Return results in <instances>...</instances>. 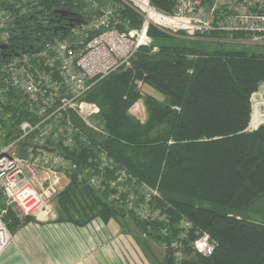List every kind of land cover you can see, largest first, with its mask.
<instances>
[{
	"label": "trees",
	"instance_id": "16d2710c",
	"mask_svg": "<svg viewBox=\"0 0 264 264\" xmlns=\"http://www.w3.org/2000/svg\"><path fill=\"white\" fill-rule=\"evenodd\" d=\"M106 2L119 0H28V11L14 9L8 52L30 54L49 44L53 54L54 46L65 41L75 48L77 38L87 41L94 32L84 29L89 32L73 36L68 23L44 20L55 19L62 9L88 23L96 14L84 7ZM154 4L171 12L174 0ZM114 16L119 30L126 23L141 24L127 6ZM149 35L152 42L138 50L129 67L96 81L82 96L99 106L94 121L105 131H94L76 116L72 124H59L62 133L50 140L66 159L55 221L79 226L99 217L115 220L121 230L128 226L126 217L135 214L137 230L160 243H176V252L184 254L180 263L170 255L168 264H264V126L246 130L250 95L264 81V54L174 42L179 35L154 25ZM4 60L0 50V63ZM57 72L55 79L62 81ZM144 86L162 96L145 93ZM139 100L147 108L145 120L130 112ZM103 160L108 165L100 170ZM121 173L125 178L118 181ZM91 176L101 189L89 183ZM112 182L121 184V191ZM133 195L131 209L127 204ZM0 203L5 205L1 196ZM5 220L15 233L35 218L21 220L9 207ZM204 233L214 245L210 255L192 245Z\"/></svg>",
	"mask_w": 264,
	"mask_h": 264
},
{
	"label": "built area",
	"instance_id": "2783aa9c",
	"mask_svg": "<svg viewBox=\"0 0 264 264\" xmlns=\"http://www.w3.org/2000/svg\"><path fill=\"white\" fill-rule=\"evenodd\" d=\"M27 1L0 0V50L5 58L0 63V196L5 203H0V254L15 239L5 220L9 207L21 220L32 216L38 222H47L58 217L52 199L64 187L66 176L61 166L66 159L49 144L50 140L56 141L62 133L59 124H72L76 116L101 132L94 124L99 106L82 96L96 81L129 64L141 47L152 42V24L190 38L212 37L223 42L230 40L226 37L231 35L247 43L264 42V0H174L171 12L158 8L154 0H119L117 5L106 2L84 7L96 15L91 22L82 19L70 26V31L73 36L89 32L84 29H91L94 34L87 41L77 38L75 48L65 41L54 46L53 54L50 45L45 44V49L16 55L8 52L13 12L28 11ZM126 6L141 17V24L129 27L126 23L125 29L119 30L120 20L114 12ZM210 34L213 35L209 37ZM158 49L154 46V51ZM56 71L62 81L55 79ZM141 104L140 100L134 102L130 111L140 112ZM17 145L20 150L15 149ZM107 165L103 160L100 170ZM124 178L121 173L118 181ZM89 183L101 189L92 176ZM111 185L118 191L122 189L121 184ZM145 208L147 205L142 206ZM145 210L140 211L144 217ZM192 245L203 255L214 251L205 233L194 238Z\"/></svg>",
	"mask_w": 264,
	"mask_h": 264
},
{
	"label": "rangeland",
	"instance_id": "374dc122",
	"mask_svg": "<svg viewBox=\"0 0 264 264\" xmlns=\"http://www.w3.org/2000/svg\"><path fill=\"white\" fill-rule=\"evenodd\" d=\"M154 25V24H152ZM156 26V25H154ZM157 28L169 32L174 36L179 35L177 37L172 38V41L179 42L184 40L185 42L192 45H203L208 49H213L215 47H223L225 49H241L249 52H256L264 54V42L261 43H247L246 41H241L240 39H233L234 37L231 35H227L226 39H230L227 41L219 42L215 39H204V38H190L182 33H174L171 30L161 28L156 26ZM151 37V36H150ZM131 63L127 64L125 67H129ZM145 93L154 94L157 96H162L158 92L151 90L149 88L142 89ZM141 112L130 111L133 115H136L137 118L142 120L146 119L147 116V108L143 101H141ZM137 113V114H136ZM96 128L100 131H96L99 133H103L105 131L103 124L99 121L94 122ZM261 126H264V81H262L258 88L252 92L250 95V117L248 120V124L246 130L248 129H259ZM255 127V128H254ZM102 137V136H101ZM16 150H20V146L15 147ZM19 153V152H17ZM57 195L52 199V205L56 210L55 202ZM135 195L129 198V202L127 206H131L134 204ZM146 212L149 214L151 211L148 208H145ZM57 211V210H56ZM146 215V213L144 214ZM132 216L138 218L135 214H130V216L126 217L127 227L119 230V224L115 220H111L105 222L101 218H97V220H93L88 222L85 225H77L70 223V226L67 224L62 225L61 222H56L55 220H49L48 223H52V225H57L60 227V230L65 228V230L72 229L75 234H88L89 236H79L82 241H88V245L86 243L76 244V248L80 246L85 247L86 251H84V256L80 254V250L78 249V254L82 257L81 260H86V264H105V260L108 259L109 263L107 264H159L161 261H164V264L169 263V256L173 254L177 263L182 261L184 258V254L181 251L176 252V243L166 244L165 242H158L153 238H150L146 235V233L141 232L136 229L135 221ZM144 218V217H140ZM24 220V219H23ZM57 223V224H54ZM39 222L35 220H31L25 223L20 229H18L15 234V239L11 243L13 247L17 249V247H21L20 239L22 235L34 229ZM27 227V228H26ZM64 230V231H65ZM74 234V235H75ZM17 246V247H16ZM171 249V253H167L166 250ZM21 256V255H20ZM177 256V257H176ZM84 257V258H83ZM181 257V260L179 258ZM168 258V260H167ZM23 264H33L31 260L25 261ZM81 264V263H80Z\"/></svg>",
	"mask_w": 264,
	"mask_h": 264
},
{
	"label": "crops",
	"instance_id": "0c3cea01",
	"mask_svg": "<svg viewBox=\"0 0 264 264\" xmlns=\"http://www.w3.org/2000/svg\"><path fill=\"white\" fill-rule=\"evenodd\" d=\"M61 224L70 226V223ZM38 225L22 235L21 247L16 246L18 250L10 244L0 254V264H23L24 260H31L33 264H86V260H81L82 257L77 251L79 249L83 256L84 251L87 252L86 246L89 242L82 241L79 237L89 236L87 233L75 234L69 227L60 230V225L57 227L48 222H39ZM79 243L87 245L76 248ZM105 261V264L109 263L108 259Z\"/></svg>",
	"mask_w": 264,
	"mask_h": 264
},
{
	"label": "water",
	"instance_id": "95a60500",
	"mask_svg": "<svg viewBox=\"0 0 264 264\" xmlns=\"http://www.w3.org/2000/svg\"><path fill=\"white\" fill-rule=\"evenodd\" d=\"M55 12L57 14L66 15V16H70L71 15L70 18H69V23H68L69 26H74V25H76V24L81 22L80 16H79V14L77 12L69 11V10H62V9L56 10ZM1 47L2 48H7L6 45H3ZM19 53L20 52H16L15 54L19 55ZM168 253H171V249L169 250ZM167 260H168V258H167ZM165 264H167V262Z\"/></svg>",
	"mask_w": 264,
	"mask_h": 264
},
{
	"label": "flooded vegetation",
	"instance_id": "af4514ba",
	"mask_svg": "<svg viewBox=\"0 0 264 264\" xmlns=\"http://www.w3.org/2000/svg\"><path fill=\"white\" fill-rule=\"evenodd\" d=\"M55 14H56L55 19H51L50 18L49 20L48 19L44 20V22L47 24L49 21H51L52 23H54V24L56 23L59 26H62V24H65V23H69L68 20H69L71 15L70 16H66V15H61V14H57V13H55ZM43 17H45V16H43ZM29 23H30V21L27 19L25 24H29ZM3 53H5V52H3Z\"/></svg>",
	"mask_w": 264,
	"mask_h": 264
},
{
	"label": "clouds",
	"instance_id": "9594fccd",
	"mask_svg": "<svg viewBox=\"0 0 264 264\" xmlns=\"http://www.w3.org/2000/svg\"><path fill=\"white\" fill-rule=\"evenodd\" d=\"M208 251L211 252V248H209Z\"/></svg>",
	"mask_w": 264,
	"mask_h": 264
}]
</instances>
